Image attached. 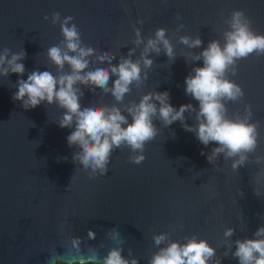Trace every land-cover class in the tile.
<instances>
[{"label": "water", "instance_id": "1", "mask_svg": "<svg viewBox=\"0 0 264 264\" xmlns=\"http://www.w3.org/2000/svg\"><path fill=\"white\" fill-rule=\"evenodd\" d=\"M124 6L127 12L122 10ZM233 9L245 10L253 20V29L264 34V0H0V49L16 52L24 48L26 72L20 78L26 79L35 69L47 70V48L62 37L59 26H52L43 17L60 12L62 17L75 18L82 41L93 48L126 55L132 45H121L133 36L130 21L140 18L144 24L136 26L141 27L143 36L151 35L157 27L168 29L172 36L176 24L184 23L186 28L177 35L199 34L203 44L194 50L199 51L210 39H221L220 30L226 25L220 13L227 17ZM177 12L182 21L174 19ZM172 42L175 62L170 65L163 54L153 56L148 80L140 91L133 87L125 103L155 90L167 91L174 107L187 103L198 107L197 101L185 95L184 79L193 66H202V61L186 64L180 56L185 47L176 36ZM113 63H118V57ZM229 78L244 89L243 103L252 105L264 134V57L241 60L237 75ZM17 79L16 74L7 80L0 77V264H44L48 250L58 243L57 225L66 214L73 235L85 237L88 229L97 233L96 239L87 243L96 246L103 241L105 247L98 249L101 257L113 246L104 238V231L118 226L125 240L123 255L131 248L139 264H147L148 256L156 250L152 232H169L170 225H184L183 231L171 234L173 240L196 233L215 247L226 227L236 229L234 240L251 238L264 223L255 215L264 213V195L259 199L253 195L256 166L250 164L233 172L221 158L217 161L220 167L214 170L200 153L215 145L205 148L179 121L167 128L154 121L160 132L145 146L146 159L140 165L127 162V149L117 150L106 175L88 180L80 174L71 190L65 191L76 167L71 161L74 149L66 142L70 130L54 123L61 115L55 105L25 110L13 101ZM84 93L82 107L92 101L115 102L99 90L94 94L84 89ZM242 106L230 104L229 110ZM186 122L193 123L191 119ZM258 151L264 152V143ZM61 157L68 159L58 160ZM213 177L217 195L209 198L201 185ZM239 189L242 196L237 195ZM56 251L59 254L63 249L57 246ZM221 264L237 261L221 258Z\"/></svg>", "mask_w": 264, "mask_h": 264}, {"label": "clouds", "instance_id": "2", "mask_svg": "<svg viewBox=\"0 0 264 264\" xmlns=\"http://www.w3.org/2000/svg\"><path fill=\"white\" fill-rule=\"evenodd\" d=\"M122 10L128 11L126 6ZM220 17L226 25L220 30L221 39H210L202 50L194 51L201 49L203 44L199 34L177 35L186 28L184 23H177L172 33L186 49L180 55L186 64L202 61V66H193L184 79V93L197 101L198 107L191 103L174 107L167 91L155 90L142 93L138 101L125 103V97L131 94L133 87L140 91L148 80L153 56L165 55L170 65L177 58L168 29L157 27L151 35H142L141 27L136 25L142 26L144 19L130 21L133 36L121 47H127L129 43L132 46L126 55H120L109 48L101 50L85 44L73 16L62 17L60 12H53L50 17L45 15L43 20L59 26L62 39L47 48V70H32L26 79L20 78L26 72L22 63L26 58L24 48L16 52L7 47L0 49V77L6 80L11 74L18 77L13 101L20 102L25 110L41 104L55 105L61 110L54 123L61 129L70 130L66 142L74 149L71 161L76 165L65 191L71 190L80 174L88 180L106 175L117 150L127 149V162L140 165L146 159L145 146L160 132L154 121H159L164 128L179 121L182 128L193 133L205 148L215 145L209 152L201 150L200 153L206 156L214 170L220 167L217 161L221 158L233 172L255 165L253 195L258 199L264 195L261 192L264 188V152L258 151L264 143L261 120L255 118L251 104L243 103L245 91L241 85L229 78L237 75L241 60L264 57V34L253 29V20L243 9L230 10L227 17L221 12ZM174 19L182 21L183 17L177 12ZM117 57L118 63L114 64ZM84 89L94 94L97 90L101 95L110 94L115 102L92 101L82 107L80 101ZM230 104L243 106L230 112ZM187 119L193 123L188 124ZM213 179L201 185L209 198L217 195L211 182ZM237 195H243L241 189ZM255 215L264 220V213ZM169 227V232H152L151 240L156 250L148 256L147 264H221V258L235 259L237 264H264V223L252 232L251 238L245 236L234 240L236 229L226 227L215 247L196 233L173 240L171 234L183 231L184 225L177 223ZM71 228L66 214L57 225L58 243L50 247L44 264H139L131 248L127 249V256L123 255L125 240L118 226L104 231V238L113 246L102 257L98 249L105 247L103 241L96 246L87 243L96 239L95 231L88 229L86 236L81 237L73 235ZM57 246L63 249L62 253H57ZM221 248L223 251L218 253Z\"/></svg>", "mask_w": 264, "mask_h": 264}]
</instances>
